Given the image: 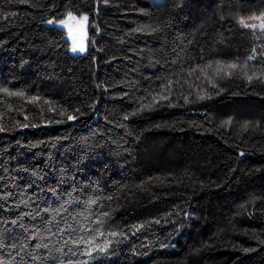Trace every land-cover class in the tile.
Instances as JSON below:
<instances>
[{
  "label": "trees",
  "instance_id": "obj_1",
  "mask_svg": "<svg viewBox=\"0 0 264 264\" xmlns=\"http://www.w3.org/2000/svg\"><path fill=\"white\" fill-rule=\"evenodd\" d=\"M0 264H264V0H0Z\"/></svg>",
  "mask_w": 264,
  "mask_h": 264
},
{
  "label": "rangeland",
  "instance_id": "obj_2",
  "mask_svg": "<svg viewBox=\"0 0 264 264\" xmlns=\"http://www.w3.org/2000/svg\"><path fill=\"white\" fill-rule=\"evenodd\" d=\"M48 25L66 32L67 41L70 43V53L73 56H84L88 53L89 44V18L77 17L68 14L64 20L50 21Z\"/></svg>",
  "mask_w": 264,
  "mask_h": 264
}]
</instances>
